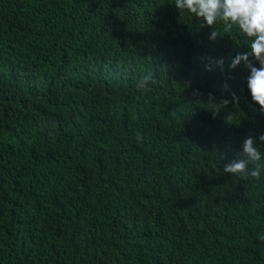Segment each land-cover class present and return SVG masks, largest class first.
Listing matches in <instances>:
<instances>
[{
    "label": "trees",
    "instance_id": "trees-1",
    "mask_svg": "<svg viewBox=\"0 0 264 264\" xmlns=\"http://www.w3.org/2000/svg\"><path fill=\"white\" fill-rule=\"evenodd\" d=\"M202 23L173 0H0V264H264V173L223 171L248 136L264 155L229 67L251 40Z\"/></svg>",
    "mask_w": 264,
    "mask_h": 264
},
{
    "label": "clouds",
    "instance_id": "clouds-1",
    "mask_svg": "<svg viewBox=\"0 0 264 264\" xmlns=\"http://www.w3.org/2000/svg\"><path fill=\"white\" fill-rule=\"evenodd\" d=\"M175 7L179 11H187L194 17L203 21L200 27L205 25L212 28L209 39L214 40L218 32L213 27L217 22L224 25L227 32L233 25H236L242 33L250 38V53L237 54L233 58L230 68H235L241 60L245 61V66L249 70L246 77L247 89L251 100L264 110V0H173ZM251 54L258 62V67L248 61ZM223 60H218L217 64L222 65ZM207 67V66H206ZM156 80L152 75H144L138 79L136 88L138 91L146 92L150 90V85H154ZM231 102L238 104L239 97L235 93H230ZM215 101L209 94V99ZM223 106L230 102L228 99L221 101ZM215 117L220 109L209 110ZM231 115L225 116V122L231 123ZM137 140L140 141V133H137ZM257 138L248 136L242 141L243 158H235L223 166L225 173L247 178L249 175L257 180L264 173V155L255 146ZM261 144H264V133L258 137ZM251 166V167H249ZM264 239V236L259 237Z\"/></svg>",
    "mask_w": 264,
    "mask_h": 264
}]
</instances>
